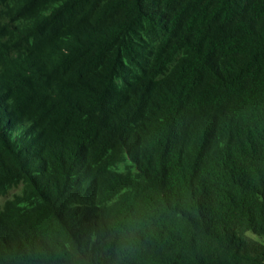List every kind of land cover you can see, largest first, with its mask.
Here are the masks:
<instances>
[{"label": "trees", "instance_id": "16d2710c", "mask_svg": "<svg viewBox=\"0 0 264 264\" xmlns=\"http://www.w3.org/2000/svg\"><path fill=\"white\" fill-rule=\"evenodd\" d=\"M263 238L264 0H0V264H264Z\"/></svg>", "mask_w": 264, "mask_h": 264}, {"label": "clouds", "instance_id": "9594fccd", "mask_svg": "<svg viewBox=\"0 0 264 264\" xmlns=\"http://www.w3.org/2000/svg\"><path fill=\"white\" fill-rule=\"evenodd\" d=\"M110 231H111V226L110 225L97 224L95 226V228L92 231H90V233H89L90 242L93 243V244L102 243L104 241V239L106 238L107 234L110 233ZM117 243L119 244V246L121 248L126 246L124 243H121L120 241H117Z\"/></svg>", "mask_w": 264, "mask_h": 264}, {"label": "rangeland", "instance_id": "374dc122", "mask_svg": "<svg viewBox=\"0 0 264 264\" xmlns=\"http://www.w3.org/2000/svg\"><path fill=\"white\" fill-rule=\"evenodd\" d=\"M263 241H264V238H263Z\"/></svg>", "mask_w": 264, "mask_h": 264}]
</instances>
